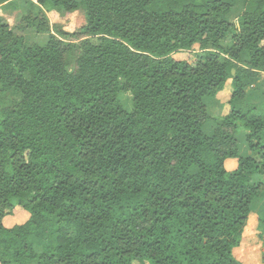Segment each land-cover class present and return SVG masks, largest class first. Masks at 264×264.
Segmentation results:
<instances>
[{"label": "trees", "instance_id": "obj_1", "mask_svg": "<svg viewBox=\"0 0 264 264\" xmlns=\"http://www.w3.org/2000/svg\"><path fill=\"white\" fill-rule=\"evenodd\" d=\"M24 3L17 28L47 39L0 23V264H240L264 193L252 182L264 114L248 99L264 74V0ZM77 10L84 25L51 29L48 13ZM184 52L194 63L173 57ZM228 82L208 135L205 98ZM241 129L254 156L239 153ZM15 210L27 219L8 227ZM258 225L264 260V215Z\"/></svg>", "mask_w": 264, "mask_h": 264}, {"label": "rangeland", "instance_id": "obj_2", "mask_svg": "<svg viewBox=\"0 0 264 264\" xmlns=\"http://www.w3.org/2000/svg\"><path fill=\"white\" fill-rule=\"evenodd\" d=\"M19 2V10L12 12L8 9L0 7V23H6L10 28L14 29L15 32L24 37V40L27 44H37L43 43L47 39V35L38 34L34 30L27 29L20 31L17 27L20 24V18L26 14L27 7L24 3V0H17ZM246 5L244 3H240ZM237 6V4H236ZM246 7V6H245ZM237 7H235V10ZM48 21L51 25V29L62 30L72 32L82 25H84V12L82 10H77L72 13H55L51 12L47 14ZM198 46H194V51L196 52ZM195 52H184L174 55L173 57L176 60L187 61L188 63H194L195 61ZM70 69H73V66H70ZM264 80V74H261L258 77V80L254 83V86H250L248 89V99L258 103L260 114H264V102L263 99V90L264 88H258L255 85L262 83ZM230 82V81H229ZM225 86V89L217 94L216 100L211 98H205V103L208 107V112L213 118L212 122H209L204 131L206 134H211L216 127L217 122H220L222 117L226 115L229 111V106L227 104L230 93L231 86L230 83ZM120 100L124 108L129 111L132 109V101L130 94H122ZM245 130H240L236 136L238 142L239 153L242 157L252 156L248 150L246 143L244 141ZM254 156V155H253ZM236 168V162H227L226 169L228 171L234 170ZM196 170V169H195ZM254 184L264 185V175H255L252 178ZM253 213L250 215L247 226L244 230L242 241L240 246L233 251V255L240 262V264H264L262 246L263 243L260 239V228L258 225V218L261 215H264V193L263 195L253 203L252 208ZM27 216L24 212L15 210L13 215L9 217L5 224L9 227L14 224H18L27 219ZM34 248L37 252H40V246L34 242Z\"/></svg>", "mask_w": 264, "mask_h": 264}, {"label": "crops", "instance_id": "obj_3", "mask_svg": "<svg viewBox=\"0 0 264 264\" xmlns=\"http://www.w3.org/2000/svg\"><path fill=\"white\" fill-rule=\"evenodd\" d=\"M227 162H235L234 160H231V161H227Z\"/></svg>", "mask_w": 264, "mask_h": 264}]
</instances>
